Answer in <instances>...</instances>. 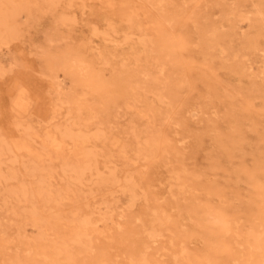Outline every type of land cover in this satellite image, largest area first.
I'll list each match as a JSON object with an SVG mask.
<instances>
[{"label":"rangeland","instance_id":"obj_1","mask_svg":"<svg viewBox=\"0 0 264 264\" xmlns=\"http://www.w3.org/2000/svg\"><path fill=\"white\" fill-rule=\"evenodd\" d=\"M0 4V264H264V0Z\"/></svg>","mask_w":264,"mask_h":264},{"label":"bare ground","instance_id":"obj_2","mask_svg":"<svg viewBox=\"0 0 264 264\" xmlns=\"http://www.w3.org/2000/svg\"><path fill=\"white\" fill-rule=\"evenodd\" d=\"M47 3V2H46ZM0 5H3V4H0ZM5 9V8H4ZM1 10V9H0ZM16 10V9H15ZM4 11V10H3ZM2 13V12H1ZM0 13V14H1ZM3 14V13H2ZM5 14V13H4ZM13 19V18H12ZM5 20H6V18H5V16H3V15H0V23H2V24H4L5 23ZM10 21V20H9ZM4 30H5V28H3ZM3 30V31H4ZM7 33V32H6ZM13 33V32H12ZM2 36V34L0 35V37ZM3 38V37H2ZM9 39V38H8ZM50 44V43H49ZM56 59V58H55ZM55 69V68H54ZM46 70V69H45ZM51 72V71H50ZM150 72V71H149ZM55 74V73H54ZM53 83V82H52ZM56 85V84H55ZM58 89V88H57ZM61 90V89H60ZM56 96V95H55ZM65 97V96H64ZM55 100V99H54ZM55 106H56V104H54V109H53V112H55L56 111V108H55ZM10 122V121H9ZM15 124V123H14ZM70 129V128H69ZM17 130V129H16ZM19 130H20V128H19ZM18 131V130H17ZM21 131V130H20ZM17 133V132H16ZM151 133H152V131H151ZM70 134V132L69 131H67L66 133H64V135H69ZM163 134V133H162ZM17 135V134H16ZM4 136V135H3ZM17 138H18V135H17ZM137 138H139V137H137ZM151 138H152V135H151ZM24 141V140H23ZM151 141V140H150ZM4 142V141H3ZM153 142V141H152ZM19 143V142H18ZM154 143V142H153ZM157 143V142H156ZM5 145V144H4ZM11 145V144H10ZM9 145V146H10ZM18 146V145H17ZM16 146V147H17ZM13 151V150H12ZM95 155V154H94ZM78 163V162H77ZM79 167V166H78ZM80 169V168H79ZM81 170V169H80ZM96 172V171H95ZM80 173V172H79ZM99 175V174H98ZM114 176V175H113ZM73 179H75V178H73ZM90 179V178H89ZM110 179V178H109ZM81 180V177H79L78 179H77V181L76 182H79ZM103 180V179H102ZM68 186V185H67ZM68 187H70V186H68ZM69 189V188H68ZM67 189V190H68ZM41 191V190H40ZM47 191L50 193L51 192V190L49 189V188H47ZM46 193V192H45ZM41 194V193H40ZM49 196H47V198H48ZM51 197V196H50ZM26 201V200H25ZM108 205V204H107ZM130 205V204H129ZM87 208V207H86ZM101 208V207H100ZM101 210H102V208H101ZM106 210V209H105ZM103 213V212H102ZM104 215V214H103ZM32 227V226H31ZM17 239V238H16ZM15 243V242H14ZM7 246V245H6ZM11 246V245H10ZM12 247V246H11ZM18 247H19V245H18ZM9 248V247H8ZM12 249V248H11ZM21 249H23L22 247H21ZM16 251H18V250H16ZM11 252V251H10ZM25 253V252H24ZM27 253V252H26ZM25 253V254H26ZM65 254V253H64ZM15 255V254H14ZM27 255V254H26ZM38 258V257H37ZM142 259V258H141ZM65 261V260H64ZM143 262H144V260H143Z\"/></svg>","mask_w":264,"mask_h":264}]
</instances>
